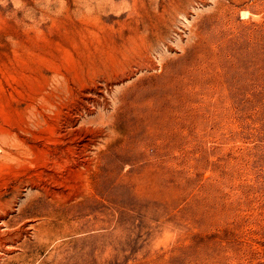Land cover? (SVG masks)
<instances>
[{"label":"rangeland","instance_id":"obj_1","mask_svg":"<svg viewBox=\"0 0 264 264\" xmlns=\"http://www.w3.org/2000/svg\"><path fill=\"white\" fill-rule=\"evenodd\" d=\"M0 264H264V0H0Z\"/></svg>","mask_w":264,"mask_h":264}]
</instances>
